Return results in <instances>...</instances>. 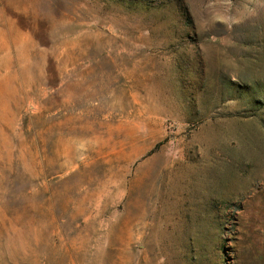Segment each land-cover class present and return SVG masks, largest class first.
I'll return each instance as SVG.
<instances>
[{
    "label": "rangeland",
    "instance_id": "374dc122",
    "mask_svg": "<svg viewBox=\"0 0 264 264\" xmlns=\"http://www.w3.org/2000/svg\"><path fill=\"white\" fill-rule=\"evenodd\" d=\"M0 264H264V0H0Z\"/></svg>",
    "mask_w": 264,
    "mask_h": 264
}]
</instances>
